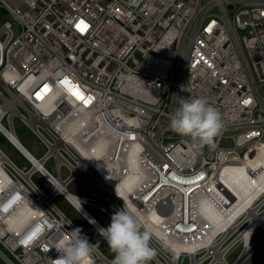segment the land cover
Returning a JSON list of instances; mask_svg holds the SVG:
<instances>
[{
	"label": "built area",
	"instance_id": "2783aa9c",
	"mask_svg": "<svg viewBox=\"0 0 264 264\" xmlns=\"http://www.w3.org/2000/svg\"><path fill=\"white\" fill-rule=\"evenodd\" d=\"M0 10L19 25L14 33L10 21L0 24V133L29 166L18 167L0 149L1 165L19 200L35 199L40 207L25 234L12 235L0 222L6 264H55L57 241L77 228L54 204L57 195L101 239L105 227L83 204L110 219L118 210L129 211L127 200L142 214L153 213L151 223L162 228L141 225V231L150 234L155 264H241L263 243L264 189L239 199L212 174L222 162L244 161L264 145V0H0ZM81 21L84 30L77 27ZM73 88L91 101L78 100ZM192 98H204L221 116L213 145L195 155L187 138L169 129L180 101ZM14 119L44 147L41 156L19 142ZM65 133H76L84 156ZM134 142L146 157L140 156L141 168L153 180L132 185ZM258 169L247 172L255 176ZM35 174L50 187L47 193L32 181ZM6 191L0 203L11 196ZM249 199L205 240L198 227L207 224L194 216L199 200L226 206L228 215ZM9 210L0 206V216ZM258 229L262 235L253 241ZM21 235H28L25 243ZM94 249L93 260L111 264Z\"/></svg>",
	"mask_w": 264,
	"mask_h": 264
},
{
	"label": "bare ground",
	"instance_id": "6f19581e",
	"mask_svg": "<svg viewBox=\"0 0 264 264\" xmlns=\"http://www.w3.org/2000/svg\"><path fill=\"white\" fill-rule=\"evenodd\" d=\"M92 81L96 80L95 78H91ZM98 79V78H97ZM80 132V131H79ZM63 138L67 140V142L74 147H76L82 155L84 156L86 152L83 150L82 144L79 142L80 140H77L76 133L71 136L69 133H65L63 135ZM137 142H134L132 144V147L130 148L131 153V163L129 166V179L132 185L136 184L137 181H152L153 178L150 177V175L146 174L142 168H141V159H145L143 152L140 150L138 146H136ZM155 160H158L159 158L154 157ZM0 160V198L3 197L7 193V188L11 189V198H6L3 202L0 203L1 209L3 211L9 210L6 215L0 216V222L5 223L8 230H10L12 235H20L23 231V234L27 232V229H25V226L29 223L30 219H33V216H37L39 214V201L35 199H27L22 197L21 200L20 194L15 191L16 187L11 183V179L8 176V174L4 171ZM236 162L234 159H228L224 162H222L219 166H217L216 175L215 173L212 174V179L216 180L217 183L223 182L222 184H219L225 191L226 188L230 190L232 193L236 194V196L240 199L241 194H246V192L252 191L253 195L258 192V190L264 189V145L257 146L251 149V153H247L245 160H237ZM136 162V165L132 167V163ZM152 163L155 161H151ZM243 164V165H241ZM246 164V165H245ZM258 171L255 173V176H250L248 171V167ZM116 183V181H114ZM255 188V189H254ZM21 193V192H20ZM121 193V191H120ZM236 199V198H233ZM19 200V201H18ZM16 201H18L16 203ZM249 200H246L245 203H243L241 206L238 207V209H234L229 213L228 215H225L223 213V209L226 208V206L220 207L218 205H214L211 203V201H205V200H199V208L195 211V218L197 220L202 221L203 224H207L206 228H204L203 225H199L198 229L201 232L206 231L205 234V240H209V238L215 233V230L221 229L225 227L229 221L233 220L236 216V213L234 211H241L243 208L246 207L247 204H249ZM241 202V201H240ZM127 205V208L129 211H131L132 214H134L136 217H138L140 224L145 229H151V230H160L162 228V223L160 225L152 224L151 219L155 218L156 216L153 215V213L148 214V212L142 214L139 210V207L137 204H135L133 201L127 200L125 202ZM156 208H158L160 211H162V206L159 205V203H156ZM146 208V206H145ZM2 212V211H1ZM37 212V213H36ZM36 213V214H35ZM65 215V214H64ZM66 216V215H65ZM67 217V216H66ZM68 218V217H67ZM155 221V220H153ZM63 222V221H62ZM156 222V221H155ZM52 226H55L52 223ZM56 227V226H55ZM201 232V233H202ZM247 234H245V241H247ZM155 235L164 237V234L162 233H155ZM23 235L19 236V240L24 242L25 237H22ZM167 238V237H166ZM62 239H59L57 241L60 242ZM25 243V242H24ZM22 243V247H25V244ZM176 246V245H175ZM186 246V245H183ZM193 244H189L188 248H192ZM246 248V247H245ZM4 251V249H2ZM247 251V248L244 250ZM95 253V249H93L92 254ZM92 264H102L100 261H95L92 259Z\"/></svg>",
	"mask_w": 264,
	"mask_h": 264
},
{
	"label": "clouds",
	"instance_id": "9594fccd",
	"mask_svg": "<svg viewBox=\"0 0 264 264\" xmlns=\"http://www.w3.org/2000/svg\"><path fill=\"white\" fill-rule=\"evenodd\" d=\"M169 129L187 138V149L195 155L204 146L213 145L221 129V116L204 98L182 99L169 117ZM99 234L114 253L111 264H149L155 257L149 246L150 234L141 231L138 217L129 211L114 212L110 224L99 229ZM94 247L79 228L73 229L56 245L59 255L55 264H92Z\"/></svg>",
	"mask_w": 264,
	"mask_h": 264
},
{
	"label": "rangeland",
	"instance_id": "374dc122",
	"mask_svg": "<svg viewBox=\"0 0 264 264\" xmlns=\"http://www.w3.org/2000/svg\"><path fill=\"white\" fill-rule=\"evenodd\" d=\"M8 20L12 23V28L14 33L19 30V25L14 22V20L4 11L0 10V24ZM14 132L19 140V142L30 152L34 153L36 157L41 156L45 149L39 144L38 140L28 129L26 125L17 119H14ZM0 149L8 156V158L15 163L18 167H28V162L22 157V155L14 149L8 141L0 133ZM51 165V162L47 164V168ZM32 181L39 187L42 191L47 193L50 187L44 182L43 179L39 177L38 174L32 176ZM78 187V186H77ZM69 192L74 193L71 187L68 188ZM84 192L81 187H78V193ZM54 204L73 222V224L81 230V232L88 238L94 239L93 244L110 260H113L114 253H112L106 243V240L97 238L93 228L88 224V222L82 217L62 196L57 195L53 199ZM84 208L88 213L95 218L102 226L105 228L110 224L111 219L106 216L102 211L87 204H83ZM260 235H262V230L258 229L252 236V240L255 241ZM239 252V247H236L232 252L226 257L228 263H232L235 260V256ZM186 263V261H185ZM0 264H6L0 257ZM149 264H155L150 261ZM241 264H264V241L257 247L247 259H245Z\"/></svg>",
	"mask_w": 264,
	"mask_h": 264
},
{
	"label": "snow or ice",
	"instance_id": "6c2138e0",
	"mask_svg": "<svg viewBox=\"0 0 264 264\" xmlns=\"http://www.w3.org/2000/svg\"><path fill=\"white\" fill-rule=\"evenodd\" d=\"M82 25H83V27H81ZM77 27H78V28H81V30H84V28H86V25H84V22L81 21L80 24L77 25ZM46 87H47V86H46ZM72 94H73L74 96H76V98H77L78 100H82V101H84L85 104L89 103V102L91 101V99H92L91 97H87V98L83 97L82 94L79 92V90L76 89V88H73V89H72ZM38 98H39V97H38ZM244 103H248V101H245ZM29 239H31V237H29Z\"/></svg>",
	"mask_w": 264,
	"mask_h": 264
}]
</instances>
